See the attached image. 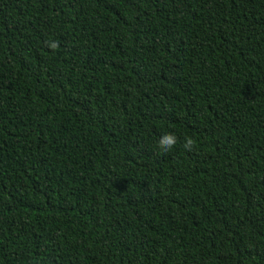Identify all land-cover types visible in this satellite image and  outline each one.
Listing matches in <instances>:
<instances>
[{"label":"trees","instance_id":"16d2710c","mask_svg":"<svg viewBox=\"0 0 264 264\" xmlns=\"http://www.w3.org/2000/svg\"><path fill=\"white\" fill-rule=\"evenodd\" d=\"M0 264H264V0H0Z\"/></svg>","mask_w":264,"mask_h":264},{"label":"clouds","instance_id":"9594fccd","mask_svg":"<svg viewBox=\"0 0 264 264\" xmlns=\"http://www.w3.org/2000/svg\"><path fill=\"white\" fill-rule=\"evenodd\" d=\"M51 48L55 49L58 47L56 43H52ZM176 137L173 134H165L159 141L158 144L161 149L165 152L170 150L176 144ZM194 140L191 137L186 138L185 148H190L194 144Z\"/></svg>","mask_w":264,"mask_h":264}]
</instances>
